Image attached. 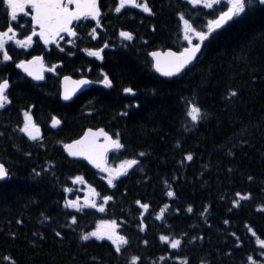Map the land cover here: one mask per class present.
Wrapping results in <instances>:
<instances>
[{"label":"trees","instance_id":"1","mask_svg":"<svg viewBox=\"0 0 264 264\" xmlns=\"http://www.w3.org/2000/svg\"><path fill=\"white\" fill-rule=\"evenodd\" d=\"M147 2L151 13L131 7L116 13L117 0L99 1L103 18L95 32L96 43L103 49L101 59L86 58L64 46L63 51L56 47L47 51L37 42L36 50L9 54L10 65L33 54H42L47 65L60 62L59 77L84 75L95 81L106 74L111 87L95 83L63 103L58 76L49 73L42 83H35L12 70L9 79L0 67V80L10 81L9 96L18 108L15 116L0 111V162L11 172V178L0 182V264H9L2 260L4 256L16 264H126L132 254L140 255L142 264H181L183 259L188 264L202 260L264 264V248L257 242L264 240V6L253 0L244 13L209 35L189 67L175 77L162 78L153 71L148 52L186 45L177 12L190 23L199 17L203 23L194 27L206 31L207 20L215 18L208 13L226 10L227 1L220 0L211 11L188 5L187 0ZM4 14L0 3V16ZM23 20L27 34L29 20ZM76 25L80 42L89 23ZM122 30L132 32L133 39L120 37ZM125 87L133 93H124ZM230 88L238 96L227 97ZM181 97L198 100L206 118L195 125L186 123ZM24 111L40 128L41 138L36 141L18 129ZM53 117L60 121L58 128L52 126ZM86 128H103L113 138L119 133L125 147L111 152L109 163L136 158L139 165L109 186L102 173L68 159L62 144ZM140 152L145 155L139 156ZM188 152L192 161L183 160ZM77 175L101 197H113L105 213L90 207L82 211L64 207V199L72 195L64 189L73 187L72 178ZM248 176L253 179L249 181ZM164 180L174 197L164 195ZM237 191L250 198L233 206ZM136 200L150 205L143 216ZM165 203L169 208L164 219L157 220ZM204 207L208 211L201 216ZM69 213L77 217L76 224ZM101 219L121 224L118 231L130 240L124 255L116 254L110 241L79 238ZM161 234L180 239L181 247L166 248L159 241ZM193 236L197 239L192 240Z\"/></svg>","mask_w":264,"mask_h":264},{"label":"snow or ice","instance_id":"2","mask_svg":"<svg viewBox=\"0 0 264 264\" xmlns=\"http://www.w3.org/2000/svg\"><path fill=\"white\" fill-rule=\"evenodd\" d=\"M253 0H227V10L219 11L218 15L215 12L208 14L215 15L214 19H208L206 22V31L197 30L194 27V24L197 22L203 23L199 17L196 20H193L190 23L189 19L185 18L183 13L177 12L179 21L182 23V39L187 42V46L183 47L182 50L173 51L169 48L167 51H152L148 55L152 58V67L156 72L160 73L165 77H171L175 74H179L182 70L186 69V66L189 65L196 57L197 53L201 51V43H196L193 41V35L200 41L204 42L213 33L216 29H220L227 22L231 21L234 17L240 16L245 12L248 4L252 3ZM0 3L3 4L5 8L6 18L11 21H18V18L22 19L27 17L29 14L30 19V30L27 31V34L23 35V39H17V31L12 26H7L5 29L0 30V51L3 53V61H11L12 57L9 55L8 51H5L8 41H14L15 45L21 48H29L33 45V37H38L37 44L40 41H43L44 45H48L50 42H58L59 40L65 39L66 37H76L77 32L74 30L77 25H74V21H81L82 18L84 21H87L88 18L96 21V24H100V20L103 18L101 15L102 4H98V0H0ZM204 4L205 8L213 9L214 4H219L220 0H187L188 5H200ZM260 6H264V0H255ZM126 5H132L138 9H141L144 13H151L152 9L149 7L147 0H144L143 3L137 2V0H119L115 4L114 11L120 13L121 9ZM28 9V11H26ZM20 14H23V17H20ZM16 28L26 29L24 24H16ZM37 28L39 29L37 31ZM95 32V29H93ZM63 34V35H62ZM120 37L126 41H131L133 39V33L130 31H120ZM95 38V37H93ZM72 43L71 40L68 41ZM107 46V45H105ZM63 51V49H61ZM89 56H94L98 59H101V50L100 49H87ZM71 55V53H69ZM15 67L22 69L28 76L32 77L34 80L40 81L44 79V58L41 55H33L31 59H22L15 64ZM55 65L52 68H49L48 71H53ZM255 79V77H253ZM92 83L102 84L105 87H111L112 81L109 79L108 75L104 74L103 79L97 78L95 81H90L84 77L79 80H72L70 76H64L62 80L63 91L60 95L64 100H69L75 92V90L81 86H87ZM9 80L3 79L0 81V108H4L6 104L9 103L8 96L6 94V89L8 88ZM71 85V86H69ZM124 93H133V89L130 87H125L123 89ZM238 91L235 89L227 90V97L235 98L238 96ZM183 108L182 113L186 118L185 122H191L195 125L197 122L206 118V113L203 111L202 107L199 105L198 100L195 98H180ZM127 115V113H124ZM24 123L23 127L20 128V131L23 132L30 140L36 141L40 139V128L33 122L32 116L28 111L23 112ZM60 123L55 117L52 118V125L55 127ZM187 131V128L185 129ZM43 146V145H41ZM179 141L177 142L176 147H180ZM64 150L71 157H83L95 168L100 169L102 172L106 173L105 179L109 186H113V182L120 176L128 173V170L133 168V166H138L139 161L136 158L131 159H122L119 164L115 167L109 166L107 164L108 153L110 150L119 152L124 149L125 145L121 143V138L119 133L115 134V138L112 135H109L103 128L93 129L89 128L85 131L84 135L79 139L73 140L70 144H64ZM139 156H144V152L138 153ZM231 155V152H229ZM184 161H192L193 155L191 152L186 153L183 156ZM183 163V161H181ZM41 171H45L42 169ZM232 171V169H229ZM33 172L38 176L40 173L36 172L33 169ZM11 178V172L5 167L3 163H0V181ZM73 183H84V178L82 176H75L72 178ZM175 179V177H173ZM252 176H248V180L251 181ZM164 185L167 191L164 193L165 196L172 198L175 196L171 186L168 184L167 180H164ZM72 190L70 188H65L64 192L68 193ZM88 196L84 200V204L79 203V197L76 200L64 199V207L70 209H76L77 211H82L84 207H90L96 209L100 213L106 212L105 205L113 199L111 195L100 196V193L96 191L95 188L88 186ZM235 197L239 199H232L231 203L233 206L240 204L241 200L249 199L248 194L242 195L241 192H235ZM95 197L100 198V202H97ZM221 199H224L222 196ZM135 204L139 206L140 215L143 216L144 213L149 209V203H141L140 200H136ZM169 208L168 204H163L160 207L159 212L156 214L157 220L164 219V214ZM264 210V206L262 209ZM179 211V210H177ZM193 207L188 206L187 212L191 213ZM208 211L207 207H204L203 212L200 213L201 216ZM231 211V209H229ZM43 216L44 214L41 213ZM72 224L77 223V217L71 215ZM45 220L49 217L45 216ZM21 220H16L17 224H20ZM224 224H228V220L223 221ZM121 228V224L117 222L116 219H101L96 222V226L92 231L83 232L80 235V239L83 241H88L91 238H95L97 241L107 240L111 242V245L114 247L115 253L119 255H124L127 251V247L130 245V240L125 234H121V231L118 229ZM140 231H145L144 222L141 221L139 224ZM249 232H252L251 228H248ZM15 235V233H11ZM33 235H37L33 233ZM55 235L57 237L61 236V232L56 231ZM185 235V234H181ZM235 235V233H233ZM256 233L253 232V236ZM197 239L193 236L192 240ZM159 241L172 250H177L181 247L182 241L170 235L161 234L159 236ZM145 245L148 244L147 240L142 241ZM262 248H264V240L257 241ZM264 255V252H262ZM173 259H178L179 257L173 255ZM93 260L95 258H92ZM164 260L162 256L160 258ZM252 258L249 257V260ZM2 260L8 261L9 264H16L15 260L10 256L2 257ZM126 264H142V257L140 255L132 254L129 258L126 259ZM181 264H188L187 259L181 260ZM201 264H206V261L202 260ZM255 264V262H253Z\"/></svg>","mask_w":264,"mask_h":264},{"label":"flooded vegetation","instance_id":"3","mask_svg":"<svg viewBox=\"0 0 264 264\" xmlns=\"http://www.w3.org/2000/svg\"><path fill=\"white\" fill-rule=\"evenodd\" d=\"M100 1V0H99ZM118 2H119V0H117ZM129 6H132V5H126L124 8H127V7H129ZM132 7H134V6H132ZM123 9V8H122ZM28 11V10H27ZM84 21V20H83ZM82 21V22H83ZM89 23V27L85 30V36H86V38L83 40V42L82 43H77V40L76 39H74V40H71L72 41V43H69L68 41L70 40V39H68L67 37L65 38V39H62V40H59L58 41V43L59 44H62V43H65V44H67L68 46H69V48L72 50H76L77 49V51H82L83 52V54H84V57H86V58H90V59H93V58H95L94 56H89L88 55V52H87V49H93V50H96V49H98V47H99V45L97 44V43H94V42H96V39H97V35H96V32H93V29H95V31H96V29H97V27L99 26V25H97L96 23H94V22H92L89 18H88V20L87 21H85L84 23H85V25H86V23ZM7 26H9V21H8V18H3V20H2V25L0 26V30H3V29H5ZM16 31H17V39H23V35H25V34H23L22 33V31H21V29H15ZM90 33L92 34V35H90ZM93 37H95V38H93ZM35 38L36 37H33V45L32 46H30L29 48H28V50H26L25 48H21V47H19V46H17V45H15V43H14V41H8V43H7V45H6V48L4 49V50H7L8 52H9V54H11V55H19L20 54V52L22 51V52H24V51H30V50H32L33 49V47H34V45H35ZM88 44H87V43ZM90 43H92L91 45H90ZM86 44H87V46H86ZM89 45V46H88ZM85 47V48H84ZM0 54H2V56H0V58H3V53H2V51H0ZM16 63H18V62H16ZM15 63V64H16ZM15 64L14 65H10L8 62H6V63H4V62H2V70H1V72H3L4 74H6L7 76H8V78L10 79L11 78V76L13 75L12 74V70H14V71H18L19 72V69L18 68H16L15 67ZM8 65V66H7ZM11 66V67H10ZM46 72H48V70H46ZM50 72V71H49ZM86 72H87V70H86ZM50 74L51 75H53V76H55V77H57V74H56V68H54V70L53 71H51L50 72ZM6 77V76H5ZM9 83H10V81H9ZM9 86V85H8ZM9 89H10V86L5 90L6 91V94H7V96H8V100H9V103L8 104H6L5 105V107L4 108H0V111H7V112H9L12 116H15L14 114H17V112H18V108L17 107H15V106H13V100H12V98H10V96H9ZM56 118V117H55ZM32 119H34L33 118V116H32ZM21 121H22V123H21V125L19 126V131H20V128L21 127H23V123H24V116L22 117V119H21ZM51 122H52V119H51ZM24 134V133H23ZM25 135V134H24ZM26 136V135H25ZM27 137V136H26Z\"/></svg>","mask_w":264,"mask_h":264},{"label":"water","instance_id":"4","mask_svg":"<svg viewBox=\"0 0 264 264\" xmlns=\"http://www.w3.org/2000/svg\"><path fill=\"white\" fill-rule=\"evenodd\" d=\"M21 15H23V14H20V16ZM83 19V18H82ZM92 21H94V20H92ZM75 22H77V21H74L73 23H75ZM94 22H96V21H94ZM39 29L37 28V31H38ZM63 35V34H62ZM69 38H73V37H69ZM40 43L42 44V45H44L43 44V41H40ZM55 42H50L48 45H44V46H51V45H53ZM198 43H201V45H202V42H198ZM168 49H166V50H163V51H167ZM182 50V49H181ZM155 51H162V50H155ZM174 51V50H173ZM199 53L200 52H198L197 53V56L199 55ZM150 57V56H149ZM197 58V57H196ZM195 58V59H196ZM31 59V58H30ZM150 59H151V61H152V58L150 57ZM194 59V60H195ZM193 60V61H194ZM192 61V62H193ZM191 62V63H192ZM190 63V64H191ZM189 64V65H190ZM189 65H187L186 66V68L189 66ZM21 70V72L24 74V75H26L29 79H31V80H33V81H36V82H42L43 80H40V81H37V80H34L32 77H30V76H28L27 75V73H25L22 69H20ZM153 70L156 72V70L153 68ZM183 71V70H182ZM159 76H161V77H163V78H169V77H165V76H163V75H161L160 73H158V72H156ZM176 75H178V74H175V75H173V76H171V77H174V76H176ZM85 78V77H84ZM71 79L72 80H79V79H81V78H79V79H76V78H72L71 77ZM86 79H88V78H86ZM62 80H63V78L61 79V81H60V93L63 91V84H62ZM89 80V79H88ZM93 84V83H92ZM92 84H89V85H87V86H81V87H79V88H77L76 90H75V92H73V94H72V96H71V98L69 99V100H64L63 99V97L60 95V99L63 101V102H69V101H72L75 97H76V95H78L79 93H81L82 91H84V90H86V89H88ZM69 86H71V85H69ZM56 126H58V125H56ZM88 129H86L85 131H87ZM96 129H93V131H95ZM85 131L81 134V136H83L84 135V133H85ZM81 136H79L78 138H76V139H79ZM76 139H74V140H76ZM73 140H71L70 142H67L66 144H70L71 142H72ZM111 151V150H110ZM109 151V152H110ZM66 152V151H65ZM66 154L68 155V153L66 152ZM68 157L69 158H71V159H75V160H80V161H84L88 166H90V167H92V168H95L92 164H90L87 160H85L83 157H71V156H69L68 155ZM1 163V162H0ZM95 169H97V168H95ZM4 181V180H3ZM0 182H2V181H0Z\"/></svg>","mask_w":264,"mask_h":264},{"label":"rangeland","instance_id":"5","mask_svg":"<svg viewBox=\"0 0 264 264\" xmlns=\"http://www.w3.org/2000/svg\"><path fill=\"white\" fill-rule=\"evenodd\" d=\"M227 1V0H226ZM137 2H140V0L138 1L137 0ZM141 3V2H140ZM201 5L202 6H204V4L203 3H201ZM215 5V4H214ZM194 6V5H193ZM214 7V6H213ZM109 166H112V167H115L116 165H118L119 164V162H116V163H107ZM103 174V178L105 179V177H106V173H102ZM106 180V179H105ZM107 181V180H106ZM79 187H80V185H79ZM79 187H77V189H75L74 190V192H73V196H72V198H71V200H76L77 199V197H79V200H81V202L79 201V203L81 204V205H83L84 204V199L88 196V194L89 193H86V191L88 192V190L86 189V187L85 188H83V192H85L86 193V195H81L80 196V194L82 193V191L81 192H78L77 190H79L80 188ZM84 190H86V191H84ZM77 191V192H76ZM77 194V195H76ZM76 198V199H75ZM96 198V197H95ZM83 199V200H82Z\"/></svg>","mask_w":264,"mask_h":264},{"label":"bare ground","instance_id":"6","mask_svg":"<svg viewBox=\"0 0 264 264\" xmlns=\"http://www.w3.org/2000/svg\"><path fill=\"white\" fill-rule=\"evenodd\" d=\"M86 43H87V42H86ZM87 44H88V43H87ZM87 44H86V46H87ZM91 44H92V43H90V45H91ZM88 46H89V45H88ZM84 48H85V47H84ZM60 101H61V100H60ZM61 102H62V101H61ZM84 164H85V163H84ZM85 166H86V165H85ZM72 183H73V182H72ZM72 183H71V184H72ZM78 187H79V186H78ZM92 187H93V186H92ZM93 188H94V187H93ZM87 190H88V189H87ZM84 191H86V190H84ZM76 192H77V191H76ZM65 194H66V193H65ZM76 195H77V194H76ZM67 196H68V195H67ZM71 196H72V195H71ZM82 196H83V195H82ZM65 197H66V196H65ZM67 198H68V197H67ZM98 198H99V197H98ZM98 198H97V199H98ZM75 199H76V198H75ZM82 200H83V199H82ZM84 200H85V199H84ZM79 201L81 202V200H79ZM84 209H85V208H84Z\"/></svg>","mask_w":264,"mask_h":264}]
</instances>
